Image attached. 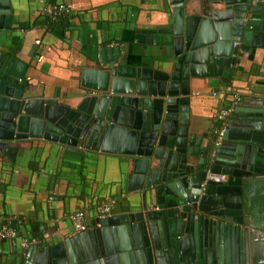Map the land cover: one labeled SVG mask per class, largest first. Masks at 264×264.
Listing matches in <instances>:
<instances>
[{"label": "water", "instance_id": "1", "mask_svg": "<svg viewBox=\"0 0 264 264\" xmlns=\"http://www.w3.org/2000/svg\"><path fill=\"white\" fill-rule=\"evenodd\" d=\"M168 1L170 22L145 32L160 48L158 67L117 62L114 50L105 68L95 60L81 70L84 92L71 106L29 97L19 84L26 65L0 55V155L14 160L16 143L29 139L129 163L130 212L39 242L21 264H264L263 222L243 200L254 177L264 183V101L259 112L235 106L221 133H201L193 117L201 93L192 92H203L204 79L209 88L227 83L245 57L264 67V0H205L190 9ZM207 173L226 180L203 186ZM233 240L242 247L235 256Z\"/></svg>", "mask_w": 264, "mask_h": 264}, {"label": "crops", "instance_id": "2", "mask_svg": "<svg viewBox=\"0 0 264 264\" xmlns=\"http://www.w3.org/2000/svg\"><path fill=\"white\" fill-rule=\"evenodd\" d=\"M5 1L9 13L0 2V55L26 65L19 84L29 97L69 106L84 92L81 70L95 60L105 68L115 61L114 50L119 51L117 62L157 68L154 60L160 48L147 43L145 32L169 23L172 11L168 0ZM204 1L185 0L189 9L191 2ZM59 5L69 12L53 18L50 11ZM141 36L143 43L138 40ZM238 64L227 84L209 88L204 79L203 92L192 87L193 93H201L195 98L193 115L201 133L213 126L220 131L235 106L259 112L264 67L246 57ZM15 151L14 160L0 155V227L12 220L19 227L16 238L0 237V264H21L24 251L39 242L77 234L69 219L76 211L84 212L87 229H92L95 205L102 200H115L112 215L131 211L124 194L129 164L124 156L89 152L72 156L59 145L29 139L16 143ZM247 189L243 200L264 229L263 180L254 177Z\"/></svg>", "mask_w": 264, "mask_h": 264}, {"label": "built area", "instance_id": "3", "mask_svg": "<svg viewBox=\"0 0 264 264\" xmlns=\"http://www.w3.org/2000/svg\"><path fill=\"white\" fill-rule=\"evenodd\" d=\"M69 9L65 5H59L54 7L51 11L50 14L52 17H57L62 14L68 13ZM229 90V88H227ZM236 96H234V99ZM226 113H223L220 116V119L225 115ZM222 132V129L219 131V133ZM226 179L225 175L222 174H213V173H207L202 185L204 186L207 182L211 181L214 183H220L223 182ZM115 202L111 199L109 200H102L98 202L95 206V211L97 213V217L99 219L106 218L107 216H110L113 207H114ZM70 219V224L73 233H80L84 232L87 230V225L85 223V214L82 211H76L72 213L69 216ZM18 235L16 231L9 226V223H4L0 227V237L3 238H16ZM24 245V244H23Z\"/></svg>", "mask_w": 264, "mask_h": 264}, {"label": "flooded vegetation", "instance_id": "4", "mask_svg": "<svg viewBox=\"0 0 264 264\" xmlns=\"http://www.w3.org/2000/svg\"><path fill=\"white\" fill-rule=\"evenodd\" d=\"M229 81V80H228ZM225 84H227V83H225ZM226 180V179H225ZM224 180V181H225ZM248 195V189L246 188L245 190H244V195ZM114 202H115V200H114ZM247 204H248V202H246ZM115 205V204H114ZM88 230V229H87ZM237 246H239V250L238 251H241V249H242V247H241V245L239 244V245H237L236 244V242H234V240L231 242V244H230V247H231V256H235V255H237L236 253H237V251H236V249H237Z\"/></svg>", "mask_w": 264, "mask_h": 264}, {"label": "trees", "instance_id": "5", "mask_svg": "<svg viewBox=\"0 0 264 264\" xmlns=\"http://www.w3.org/2000/svg\"><path fill=\"white\" fill-rule=\"evenodd\" d=\"M57 17H58V16H57ZM53 18H56V17H53ZM9 226H10L11 228H13L15 231L18 232L19 227H18L17 221H15V220L10 221Z\"/></svg>", "mask_w": 264, "mask_h": 264}]
</instances>
